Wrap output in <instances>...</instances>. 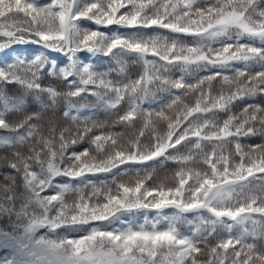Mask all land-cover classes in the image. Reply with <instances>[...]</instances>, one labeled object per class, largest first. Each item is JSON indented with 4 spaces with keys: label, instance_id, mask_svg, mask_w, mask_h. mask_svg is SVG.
<instances>
[{
    "label": "snow or ice",
    "instance_id": "obj_1",
    "mask_svg": "<svg viewBox=\"0 0 264 264\" xmlns=\"http://www.w3.org/2000/svg\"><path fill=\"white\" fill-rule=\"evenodd\" d=\"M85 20L134 31L109 35L81 27ZM0 38V51L32 43L67 58L64 66L39 55L0 67V85H18L37 99L46 93L44 108L60 97L67 105V126L43 128L39 112L12 121L24 102L0 88V131L8 133L0 138V168L10 169L0 172V264H264V246L256 243L264 240V103H241L264 95V0H0ZM85 51L114 60L118 74L126 72V57L143 71L114 81L112 69L101 72L80 59ZM229 68L234 76L221 71ZM45 75L65 82L67 91L44 86ZM218 78L226 87L214 93ZM157 93L164 94L158 106L143 108ZM189 93L194 103L185 102ZM84 94L111 110V125L78 115L73 98ZM117 125L134 129L126 141L111 130ZM98 128L109 130L97 134ZM253 137L262 142L245 143ZM85 142L90 147L75 150ZM148 161L177 163L175 184L148 187L151 173L141 176L140 169L134 184L114 174L115 191L89 177ZM87 185L93 191L86 194ZM167 208L175 210L171 216ZM149 209L159 217L153 222L121 221Z\"/></svg>",
    "mask_w": 264,
    "mask_h": 264
},
{
    "label": "trees",
    "instance_id": "obj_2",
    "mask_svg": "<svg viewBox=\"0 0 264 264\" xmlns=\"http://www.w3.org/2000/svg\"><path fill=\"white\" fill-rule=\"evenodd\" d=\"M40 3H47L48 0H39ZM208 0H200V3H206ZM123 11V10H122ZM81 27L84 28H91L93 30L99 29L100 31H103L107 34H112L114 32H121V33H131L134 31V29L129 28H121L116 25H108V26H98L92 23L91 21H82ZM146 33L149 35H155L157 32L161 35H168V30L166 29H158L156 32H154L152 29H146ZM182 35V34H181ZM3 39V38H0ZM191 40L190 37H185L184 42L189 43ZM241 42H247L241 41ZM214 47H219V44L214 45ZM43 55L46 56L50 61L55 60L58 64V66H64L67 64V58L63 55V53L59 52H53L48 49L42 48L38 44H32V43H26V44H14L10 48L3 49L0 51V67L5 66L7 63H12L16 58L21 59H34L36 56ZM80 59L85 63H90L94 66V68L101 72H108L110 69H112L110 73V78L114 81H120L124 80L126 78H132L135 79L139 76V74L143 71L142 64L139 62H134L132 57H126V72L125 74H118L116 71L118 69V65L115 63L114 60H112L109 57H104L102 55H93L89 52H81L77 54ZM236 67H243L242 64H237ZM224 75L228 76H234V69H223L221 70ZM199 75H207L208 72L201 71L198 73ZM181 75L179 69H173L171 72L172 78H178ZM186 79L189 82H194L193 77H186ZM42 84L44 86L51 85L55 87L58 91L64 92L67 91V85L65 82H63L60 79L47 76L45 75ZM63 84L65 88H63ZM223 86L220 82L219 78L217 81L213 82V92L218 93L222 90ZM0 88H4L7 95L12 99H18L22 100L24 102V113H17V114H10L9 119L11 117L15 116H23L24 114L32 113V112H46L51 113V115L56 116V119L53 121V124L59 125V122L62 124V126H67V122L65 121V118L63 117V112L67 110V105L63 99V97L58 98L57 104L54 107L44 108L43 104L47 103L50 104V101L48 99V96L46 93L41 94L39 99L33 94H25L23 90L15 84H9V85H0ZM164 95L163 93H157L156 100L152 101H146L142 104V107L145 109L148 108H155L158 106L157 101L160 100L161 96ZM195 100V94L189 93L187 97H185V102L187 103H194ZM73 103L81 109L80 113L78 115L85 116V115H91L95 118V120L98 123H106V125H109L108 122H112L114 119V116L111 112V110H105L103 107L99 106V102L97 101V98L95 96H92L90 94H84L82 97H76L73 98ZM241 103H264V95H258L254 98H246L245 101ZM127 107V100H125L120 106L119 111L122 113ZM0 110L2 109V105H0ZM233 111L238 112L239 106H236L233 108ZM73 114H77L75 111H73ZM218 118L220 120H223L226 118V114L220 113L218 115ZM14 121V120H13ZM43 128H47L44 123L38 122ZM120 128H112V131L120 132L126 134V131L129 130V128L119 125ZM166 129V122H161L158 126V131L163 133ZM109 129L107 128H98L94 131L97 132V134L100 131H107ZM5 135H8V133L4 131H0V138H3ZM262 139L259 137H253L250 140H246L245 143H261ZM90 147V145L85 142L81 143L75 146V150L82 151L84 148ZM6 153V150H0V155H4ZM98 155H102L98 154ZM146 165H150V167L146 168ZM193 167L197 169H202L204 166L200 163H196L192 165ZM127 169V171H125ZM140 169V175L144 176L148 173H151V179H149L146 183L148 187H156L160 185L161 183H164L166 185H174V175L175 172L179 169V165L173 161H164L163 163H154L152 161H148L145 164H128V165H121L119 171L113 170L112 173H95V174H89L90 179L95 184L97 188H105L110 187L115 191L116 189V183L113 182V176L116 175L117 182H124V183H132L134 184L136 180V170ZM146 169V170H145ZM3 171H10V169L6 168H0V172ZM57 183H67L69 182L68 178L66 177H57L56 178ZM74 185H80L84 186L85 182H82L79 179L71 181ZM93 191L92 185H87L85 188V192L91 193ZM73 196L70 194L68 196L69 201ZM164 213L168 216H171L174 209L167 208L163 210ZM189 218H192V214H188ZM147 218L148 222H153L159 217L157 216V213L152 210H139V211H133L132 213H125L123 216H121V221H123L125 224H133V225H139L145 223V219ZM167 221L161 219L160 227L166 226ZM115 225H123L121 223H115ZM190 226L187 225H181V230H187V228ZM82 233H76L74 235H81ZM222 235H227V233H222ZM250 242H252L250 240ZM258 247L264 246V240H257L256 241Z\"/></svg>",
    "mask_w": 264,
    "mask_h": 264
},
{
    "label": "rangeland",
    "instance_id": "obj_3",
    "mask_svg": "<svg viewBox=\"0 0 264 264\" xmlns=\"http://www.w3.org/2000/svg\"><path fill=\"white\" fill-rule=\"evenodd\" d=\"M63 88H65L64 84H63ZM39 113H41V120L39 122L40 123H44L46 127L48 126L49 123L53 124V121L56 119V116H54V115L52 116L51 113H46V112H39ZM21 118H22V116H17V117L13 116V117H11L10 120H12V121L14 120L15 121V120H18V119H21ZM111 123L112 122H108L109 125H111ZM63 124L64 123L61 124L59 122L58 126H62ZM101 124L106 125V123H101ZM116 128H120V126L117 125ZM132 131H134V129L133 128H129V130L126 131V134L122 137V141H126L128 139V136L131 134ZM145 143H147V140H145ZM154 211L156 212V210H154ZM114 226L115 227H122L124 225H115L114 224ZM4 254L5 253L3 251H0V257H2Z\"/></svg>",
    "mask_w": 264,
    "mask_h": 264
}]
</instances>
